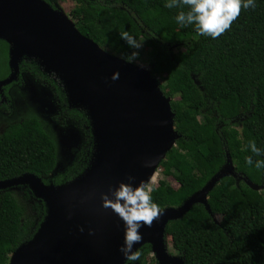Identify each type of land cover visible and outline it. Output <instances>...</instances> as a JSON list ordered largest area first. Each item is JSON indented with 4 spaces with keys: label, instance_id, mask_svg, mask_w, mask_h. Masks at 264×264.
<instances>
[{
    "label": "trees",
    "instance_id": "obj_1",
    "mask_svg": "<svg viewBox=\"0 0 264 264\" xmlns=\"http://www.w3.org/2000/svg\"><path fill=\"white\" fill-rule=\"evenodd\" d=\"M43 1L59 9L63 0ZM71 1L77 30L109 54L123 59L130 53L119 37L122 31L143 41L150 74L171 100L178 139L160 165L163 176L172 177L178 187L158 181L152 197L161 210L180 207L227 159L232 162L236 177L222 178L208 194L211 215L196 204L166 226L165 236L184 264H264V169L247 164L245 156L252 154L242 150L250 139L264 148V0L241 8L231 27L215 39L191 25L179 26L174 17L180 9L166 8L165 0ZM8 50L0 40V82L10 75ZM24 82L48 89L54 112L45 119L30 113L7 122L0 133V181L33 174L45 185L66 184L80 176L91 159L89 121L82 110L68 107L54 75L25 59L18 64L16 80L0 87V100L7 98L0 103L2 119L14 96H22ZM52 123L80 134L74 158L62 170L57 169ZM19 188L22 203L11 189L0 190V264H8L11 254L33 238L46 216L44 203L28 187ZM137 250L141 257L136 263L147 264L150 245ZM149 261L157 264L153 256Z\"/></svg>",
    "mask_w": 264,
    "mask_h": 264
},
{
    "label": "water",
    "instance_id": "obj_2",
    "mask_svg": "<svg viewBox=\"0 0 264 264\" xmlns=\"http://www.w3.org/2000/svg\"><path fill=\"white\" fill-rule=\"evenodd\" d=\"M0 40L9 46L10 69L0 87L16 80L21 60H33L59 80L68 107L85 113L93 141L87 168L66 184L45 185L33 174L0 181V190L28 187L46 209L36 234L11 254L8 264H125L118 251L123 224L102 207L100 193L128 177L134 183H150L178 139L170 98L150 72L82 36L59 9L43 0H0ZM115 71L120 76L113 81ZM145 161L151 166L145 167ZM228 176L236 177L230 159L180 207L163 209L151 227L141 228L142 240L134 250L149 244L157 264H184L180 255L166 251V226L196 204L211 215L208 194Z\"/></svg>",
    "mask_w": 264,
    "mask_h": 264
},
{
    "label": "clouds",
    "instance_id": "obj_3",
    "mask_svg": "<svg viewBox=\"0 0 264 264\" xmlns=\"http://www.w3.org/2000/svg\"><path fill=\"white\" fill-rule=\"evenodd\" d=\"M256 0H165L166 8H179L174 19L181 27L193 26L202 36L213 39L225 33L232 22L239 16L241 8L255 7ZM186 9V10H185ZM120 39L131 49L123 57L126 63L139 61V50L143 41L127 31L119 33ZM137 67L147 70L148 65L137 63ZM119 72L111 74L110 79H119ZM242 150L249 151L252 155L245 156V162L258 169H264V148L258 147L255 140L250 139ZM261 157L253 159V157ZM151 161H145L144 166L150 167ZM153 188L146 183H134L133 177L127 181H120L114 187H109L107 192L100 193L102 207L110 209L123 224V238L118 251L127 264H136L140 260L141 252L134 250V245L142 240L141 228L151 227L154 220L162 215L160 206L152 197ZM83 231V229H80Z\"/></svg>",
    "mask_w": 264,
    "mask_h": 264
},
{
    "label": "rangeland",
    "instance_id": "obj_4",
    "mask_svg": "<svg viewBox=\"0 0 264 264\" xmlns=\"http://www.w3.org/2000/svg\"><path fill=\"white\" fill-rule=\"evenodd\" d=\"M58 4H59V10L61 11V13L73 23L74 21L70 16V11L73 9L74 3L71 0H63V1H60ZM146 52H147V48L143 46L139 50V53L141 56L137 63L147 64L148 65L147 70L139 68V67L138 68L141 70L150 72V67H149V64L146 58ZM137 63H131V64L137 67ZM156 80L158 82L157 78ZM39 91H42V92L40 93ZM14 98L16 100H14L13 104L10 105V107L6 111L3 112L4 114L3 116H5V118L2 119V117H0V133L4 130L8 121L19 119L21 117L27 116L30 113L40 115L42 116L43 119H45L47 118V115H50L53 111L52 107H54L53 106L54 103L52 104V100H51L53 99V97L51 93L49 92V90L46 88L37 87L30 82H24L22 85V96L15 95ZM10 102L11 100L9 101V103ZM51 127L54 130V133H55L54 135L57 141V150H58L57 151L58 153L57 154L58 156L57 169L62 170L64 164H68L72 162L74 158V153L78 149V146L80 144V134L75 129H73L71 126H67L65 127V129H61V128L59 129V126L52 123ZM160 164L157 167L153 175L152 179L154 181L151 180L150 183H148V185L154 188L157 186V183L159 180H165L174 189H176L178 187L177 182L172 177L163 176V167ZM19 187L23 188V186H18V187L11 188V190L14 193L15 197L19 200V202L22 203L21 191L23 189H20ZM165 238H166L165 244H166L167 253L171 256H179L178 248L173 244V242L171 241V238L166 237V236ZM152 256L153 254L151 253V255L149 256V259ZM149 259L147 260V264H155V262L149 261Z\"/></svg>",
    "mask_w": 264,
    "mask_h": 264
},
{
    "label": "flooded vegetation",
    "instance_id": "obj_5",
    "mask_svg": "<svg viewBox=\"0 0 264 264\" xmlns=\"http://www.w3.org/2000/svg\"><path fill=\"white\" fill-rule=\"evenodd\" d=\"M7 102V98L5 96H2V99L0 100V103H6Z\"/></svg>",
    "mask_w": 264,
    "mask_h": 264
},
{
    "label": "bare ground",
    "instance_id": "obj_6",
    "mask_svg": "<svg viewBox=\"0 0 264 264\" xmlns=\"http://www.w3.org/2000/svg\"><path fill=\"white\" fill-rule=\"evenodd\" d=\"M154 178H156V177H154ZM153 180V179H152ZM154 181V180H153ZM18 256V255H17Z\"/></svg>",
    "mask_w": 264,
    "mask_h": 264
}]
</instances>
